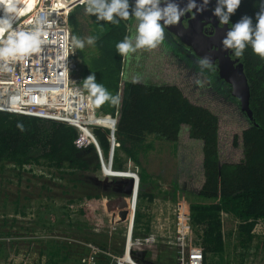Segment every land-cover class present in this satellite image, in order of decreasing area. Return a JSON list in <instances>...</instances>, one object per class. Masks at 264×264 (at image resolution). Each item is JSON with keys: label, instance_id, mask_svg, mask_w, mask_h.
<instances>
[{"label": "trees", "instance_id": "16d2710c", "mask_svg": "<svg viewBox=\"0 0 264 264\" xmlns=\"http://www.w3.org/2000/svg\"><path fill=\"white\" fill-rule=\"evenodd\" d=\"M76 8L69 16L72 33L80 28L79 18L72 20ZM259 11L258 0H241L230 21L248 15L255 23ZM90 18L89 36L95 37L98 55L89 54L90 69L82 62V87L83 79L93 71L98 74L96 82L117 97L114 104L97 106L83 87L99 114L113 115L118 108V150L139 167L140 188L154 176L147 165L150 157H155V149L160 148L155 143L168 145L175 158L172 178L167 181L170 194L175 198L180 191L188 197L191 223L204 261L207 254L223 250L221 211L243 221L236 239L248 243L254 221L264 219V59L251 47L238 57L249 85L248 115L217 69L202 67L201 59L170 34L173 41L164 39L148 51L143 71L151 80L122 77L126 59L116 53L115 45L131 34L135 19L112 24L97 21L95 15ZM93 44L84 45L82 52H92ZM80 50L77 48L79 58ZM107 132L94 129L104 154L108 151ZM75 137L76 130L64 123L0 112V165L6 162L22 168L44 160L54 168L72 172L97 169V162L90 165V156H95L93 146L78 148L73 143ZM118 150L113 159L116 169H120Z\"/></svg>", "mask_w": 264, "mask_h": 264}, {"label": "rangeland", "instance_id": "374dc122", "mask_svg": "<svg viewBox=\"0 0 264 264\" xmlns=\"http://www.w3.org/2000/svg\"><path fill=\"white\" fill-rule=\"evenodd\" d=\"M77 17L80 28L72 34L84 40L89 37L92 22L86 4L76 8L72 20ZM135 26L136 21L131 34ZM164 39L173 41L165 30ZM80 49V70L82 62L90 69L89 54L97 56L98 49L94 44L92 52ZM148 51L141 49L139 55L135 52L126 56L122 77L151 80L143 71ZM193 59L197 60L195 55ZM90 74L98 79L97 73ZM155 146L160 148L155 149V157L151 156L147 165L155 177H149L139 190L134 237L143 239V245L137 248L143 253L142 263L176 264V203L189 207V199L180 191L171 197L167 181L172 178L175 158L168 145L158 142ZM95 156H90L92 167L97 162ZM118 156L120 169H132L122 151H118ZM130 184L128 177L109 176L99 167L72 172L54 168L44 160L22 168L1 164L0 264H78L88 253L89 244L105 252H116L124 240ZM236 226L232 216H225L223 250L207 254L204 264H264V235H255L248 243L240 242L235 238ZM193 229L190 216V238L197 243ZM108 261V255H100L101 264H109Z\"/></svg>", "mask_w": 264, "mask_h": 264}, {"label": "built area", "instance_id": "2783aa9c", "mask_svg": "<svg viewBox=\"0 0 264 264\" xmlns=\"http://www.w3.org/2000/svg\"><path fill=\"white\" fill-rule=\"evenodd\" d=\"M84 2L85 0H32L31 8L13 22L12 27L21 30L38 26L43 43L37 52L18 59L10 66V70L5 69L0 63V112L32 116L69 125L76 130L74 145L78 148L92 145L99 169L104 174L127 171L131 184L121 247L116 252L110 253L100 250L94 244H89L88 253L78 264H101V254L108 255L109 264H144L143 256L140 258L134 253L139 251L138 246L143 245V239L134 237L136 206L140 190L139 170L128 157L126 159L132 165V169L114 168V155L120 145L115 136L118 108L113 115L105 116L99 114L93 107L87 92L82 87L77 48L71 43L73 34L69 16ZM37 20H42L43 23L37 25ZM6 35L7 31L1 39ZM95 128L108 131L107 154L103 153L99 145L94 134ZM176 207L174 236L176 264H204L201 245L192 243L190 238V209L179 201ZM228 215L226 212H220L222 226L225 216ZM234 219L237 223L235 231L237 238L238 225L243 221ZM262 220L264 219L258 218L254 221L251 229L253 238L255 235H264Z\"/></svg>", "mask_w": 264, "mask_h": 264}, {"label": "clouds", "instance_id": "9594fccd", "mask_svg": "<svg viewBox=\"0 0 264 264\" xmlns=\"http://www.w3.org/2000/svg\"><path fill=\"white\" fill-rule=\"evenodd\" d=\"M210 3L211 0H186L181 7L180 0H134L130 11L129 0H85L86 11L95 15L97 21L118 24L130 17L135 19V32L125 35L115 45L116 53L121 57L130 56L139 49L156 48L164 40L166 27L177 24L185 14L204 11ZM240 3L241 0H215L212 14L218 18L220 26L230 25L221 39L222 49L231 50L234 56L242 58L245 49L251 47L254 54L264 59V0H258L260 11L256 13L255 23L248 15L241 16L234 23L230 21ZM21 10L20 0H6L0 4V31H7V35L0 39V63L8 70L18 59L37 52L43 43L38 26L27 30L12 27V21L19 17ZM42 23V20H37V25ZM85 42L91 45L95 37L89 36L84 40L76 36L71 38L76 48H83ZM199 63L202 67H210L211 59L204 56ZM83 87L97 106L117 101V97L103 84L96 82L94 74L83 79ZM18 127L23 130L22 125Z\"/></svg>", "mask_w": 264, "mask_h": 264}, {"label": "water", "instance_id": "95a60500", "mask_svg": "<svg viewBox=\"0 0 264 264\" xmlns=\"http://www.w3.org/2000/svg\"><path fill=\"white\" fill-rule=\"evenodd\" d=\"M133 1L134 0H130ZM186 0H180V6L183 7ZM214 3V4H213ZM215 5V0L204 11L195 12L193 9L192 15L185 14L181 20L175 25L166 27L171 34H173L181 43L189 47L194 54L200 59L208 56L211 59V65L216 62L217 74L220 78L230 84L231 94L239 99L241 108L250 115L249 102V85L243 72V67L238 57L231 58L226 55L221 46V39L228 30V25H223L221 28L216 29L214 34L207 35L203 28L207 23H212L214 20L210 19L212 12L210 6ZM187 18V25L182 24V19ZM138 257H142L141 251L134 252Z\"/></svg>", "mask_w": 264, "mask_h": 264}, {"label": "flooded vegetation", "instance_id": "af4514ba", "mask_svg": "<svg viewBox=\"0 0 264 264\" xmlns=\"http://www.w3.org/2000/svg\"><path fill=\"white\" fill-rule=\"evenodd\" d=\"M129 2L133 5L134 4V2L133 1H130L129 0ZM214 4V3H213ZM215 6V5H214ZM214 6H210V11L212 12V8L214 7ZM192 15V14H191ZM211 17H212V19L214 20V22H212V23H207L205 26H204V28H203V31L207 34V35H212V34H214V32L216 31V29H219V28H221L222 26H220L219 25V21H218V18L217 17H215L213 14H211V16H210V19H211ZM182 24L183 25H187V18H183L182 19ZM165 31L168 33V34H170L171 36H174L173 34H171L168 30H166V28H165ZM175 37V36H174ZM176 38V37H175ZM225 53H226V55H229L231 58H235L236 56H234L233 54H232V51L231 50H226L225 51ZM216 62L217 61H215V63L214 64H212V66H214L216 69H217V67H216Z\"/></svg>", "mask_w": 264, "mask_h": 264}, {"label": "bare ground", "instance_id": "6f19581e", "mask_svg": "<svg viewBox=\"0 0 264 264\" xmlns=\"http://www.w3.org/2000/svg\"><path fill=\"white\" fill-rule=\"evenodd\" d=\"M6 2V0H0V4H4ZM20 3L22 5V10L20 12V15L23 14L25 11H27L28 9L31 8V5H32V0H20ZM12 21V25L14 24ZM6 31H0V39L2 38V35L5 33ZM114 169H112L113 171ZM127 171H119V172H115L113 174H109L110 176H124V177H127L129 176L128 174H126ZM130 209V208H129Z\"/></svg>", "mask_w": 264, "mask_h": 264}]
</instances>
